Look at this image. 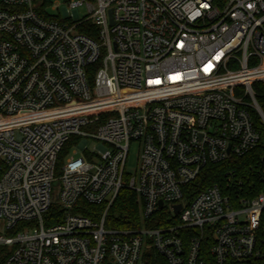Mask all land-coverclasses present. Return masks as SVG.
<instances>
[{
    "label": "built area",
    "instance_id": "2783aa9c",
    "mask_svg": "<svg viewBox=\"0 0 264 264\" xmlns=\"http://www.w3.org/2000/svg\"><path fill=\"white\" fill-rule=\"evenodd\" d=\"M263 144L264 0H0L3 264H264V191L188 188Z\"/></svg>",
    "mask_w": 264,
    "mask_h": 264
},
{
    "label": "trees",
    "instance_id": "16d2710c",
    "mask_svg": "<svg viewBox=\"0 0 264 264\" xmlns=\"http://www.w3.org/2000/svg\"><path fill=\"white\" fill-rule=\"evenodd\" d=\"M69 147H65L58 161V170H61ZM231 180L232 191L240 196L251 198L264 191V144L242 158H233L219 164L207 165L199 180L190 185L189 198H193L205 189L214 185H223ZM92 212L101 213L102 208L88 207ZM87 210V212H88ZM58 211L54 205L51 214ZM166 212L156 215L149 227H161L169 224ZM48 222V221H47ZM50 223V222H48ZM151 224V225H150ZM107 225L118 229H135L141 227V216L136 194L128 189H123L115 204L110 208ZM9 255V250L0 247V264H3Z\"/></svg>",
    "mask_w": 264,
    "mask_h": 264
},
{
    "label": "rangeland",
    "instance_id": "374dc122",
    "mask_svg": "<svg viewBox=\"0 0 264 264\" xmlns=\"http://www.w3.org/2000/svg\"><path fill=\"white\" fill-rule=\"evenodd\" d=\"M57 1L63 2V0H50V2H57ZM48 12H49L48 14L50 15V17L57 16V12L52 11L50 8ZM78 12L81 18L86 17L88 15L86 4L80 6L78 8ZM90 147L91 148L96 147V144H92V145L90 144ZM138 157H139V144L137 142H132L130 146V150H129L128 159L126 162V173L130 175L131 177H134L135 174L137 173ZM54 186H56V184ZM1 235L4 237H9L7 233L1 234Z\"/></svg>",
    "mask_w": 264,
    "mask_h": 264
},
{
    "label": "water",
    "instance_id": "95a60500",
    "mask_svg": "<svg viewBox=\"0 0 264 264\" xmlns=\"http://www.w3.org/2000/svg\"><path fill=\"white\" fill-rule=\"evenodd\" d=\"M161 204V203H160ZM180 209V206L175 207V211L177 212Z\"/></svg>",
    "mask_w": 264,
    "mask_h": 264
}]
</instances>
